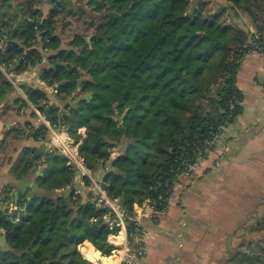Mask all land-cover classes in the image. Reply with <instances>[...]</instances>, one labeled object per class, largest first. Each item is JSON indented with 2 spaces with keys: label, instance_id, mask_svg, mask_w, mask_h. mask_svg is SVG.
<instances>
[{
  "label": "trees",
  "instance_id": "obj_1",
  "mask_svg": "<svg viewBox=\"0 0 264 264\" xmlns=\"http://www.w3.org/2000/svg\"><path fill=\"white\" fill-rule=\"evenodd\" d=\"M11 1L0 0V9L11 8ZM42 1L17 0L8 20L6 12L0 14V35L9 39V45L0 48V62L15 64L20 59L35 66L43 56L35 46L39 40L51 50L49 64L70 62L56 69L44 66L40 75L67 101L64 110L50 104L43 90L25 87L31 102L53 127H66L80 142L88 168L109 162L102 185L126 210L133 212L135 204L156 200L159 194L167 196L178 180L179 157L188 144L201 145L226 122L228 112L234 117L241 112L238 59L253 48L254 36L227 20L224 9L207 11L205 2L194 6L192 0H87L98 12V22H92L95 28L89 35L75 34L64 48L56 10L44 15L38 6ZM226 1L253 19L260 36L255 41L263 42L264 0ZM13 89L0 71V104ZM76 98L79 104L72 108ZM24 129L37 141L46 140L50 132L43 123L29 122ZM20 131L15 136L25 135ZM114 150L118 153L111 159ZM43 158L44 175L38 180L46 192L28 197L23 191L16 208H0V228L11 247L0 252V264H88L80 243L110 247L109 228L91 220L105 210L92 192L86 199L72 192L71 203L66 202L63 190L73 183L75 168L56 150L43 157L36 148L24 147L12 172L24 178ZM83 180L91 183L88 177ZM6 193L12 202L10 189Z\"/></svg>",
  "mask_w": 264,
  "mask_h": 264
},
{
  "label": "crops",
  "instance_id": "obj_2",
  "mask_svg": "<svg viewBox=\"0 0 264 264\" xmlns=\"http://www.w3.org/2000/svg\"><path fill=\"white\" fill-rule=\"evenodd\" d=\"M237 12L236 24L249 33L254 31L253 19L243 11ZM62 47L68 46L62 42ZM39 80L42 83L36 82V86H28L25 82L19 88L14 87L0 104L2 209L16 207L14 197L10 202L6 189L11 186H14V190L18 189L20 178L14 175L12 167L20 152L24 147H32L40 153V145L44 141H37L23 131L26 123L42 124L34 108L36 105L24 88L43 90L49 103L60 106L62 110L67 102L54 91V85L48 84L41 76ZM237 87L242 93V110L234 122L224 129L201 166L176 181L168 210L160 216L159 221L141 218L142 226L150 231L145 264H241L240 256L243 253L254 256L260 247L264 250V239L241 241L238 234L240 223L254 212V198H260L264 193L263 53L250 50L246 54L237 72ZM18 98L28 102V105H22L23 101ZM18 129L25 135L15 136ZM49 150L46 144L45 154H40L44 157ZM98 172L100 174V169ZM36 176L37 172L29 173L26 177L36 182ZM83 181L81 178L83 194H88L89 188ZM11 190L13 192V188ZM248 224L247 221L245 226H241L242 229ZM0 230L6 237L5 229ZM256 246L259 248L257 252ZM1 248L0 245V252ZM253 261L255 257L248 263L264 264V255L258 261Z\"/></svg>",
  "mask_w": 264,
  "mask_h": 264
},
{
  "label": "built area",
  "instance_id": "obj_3",
  "mask_svg": "<svg viewBox=\"0 0 264 264\" xmlns=\"http://www.w3.org/2000/svg\"><path fill=\"white\" fill-rule=\"evenodd\" d=\"M250 36H254V38L250 39V43L253 46L251 50H257L264 54V41H255V39L257 40L260 37L256 30L251 31ZM8 45L9 39L7 36L0 35V48L5 49ZM35 46L43 53L41 61L35 66H30L25 60L21 61L20 59L15 64L12 62H0V70L15 88H19L25 82L27 84L32 83L30 85L36 82L42 83L39 80L40 75L44 66L49 65L48 54L51 50L44 47L40 40ZM248 52L250 50L238 61L242 62ZM19 64L22 66L21 70L17 69ZM25 79L26 81H24ZM54 91L57 93L58 89L55 88ZM233 107L234 102L232 101L229 108L232 109ZM34 108L39 114V121L50 128L49 149L56 150L64 155L66 164L71 165L75 170L78 168L82 170L81 178L88 177L91 180V183L87 186L90 192L93 193L97 205L105 210L103 215L94 216L91 220L92 222H101L109 228L108 242L112 248L103 250L92 242L85 240L79 244L85 260L88 264H145L147 239L150 231L142 226L141 218H147L153 222L159 221L160 216L168 210L175 184L173 187H169L167 196L164 197L163 194H159L156 200L146 199L141 204H135L133 212H129L122 205L119 198L111 197L108 194L102 185V180H97L90 174L91 169L86 166L85 159L79 152L80 142L74 141L66 127H53L51 123L48 124L50 121L46 118L45 113L39 110L37 106H34ZM234 120L235 117L232 112H228L226 122L217 131H211L201 145L188 144V147L184 149L179 157L178 179L184 174L196 171L201 166L202 161L214 149L216 141L224 129L232 124ZM82 129L80 128V131L84 132ZM117 153L114 150L110 155L111 159H114ZM77 193L83 194V189ZM130 224H132L131 228H129Z\"/></svg>",
  "mask_w": 264,
  "mask_h": 264
},
{
  "label": "rangeland",
  "instance_id": "obj_4",
  "mask_svg": "<svg viewBox=\"0 0 264 264\" xmlns=\"http://www.w3.org/2000/svg\"><path fill=\"white\" fill-rule=\"evenodd\" d=\"M16 1L17 0L11 1L12 3L11 8L0 9V14H3L6 12L4 16L5 20H8L9 16L13 14V12L15 11L14 5ZM58 1L64 2L65 7H62V5L58 6L57 2H53L52 0H43L38 6L42 9V12L44 15H48L50 10H52L53 8L56 10L57 31L60 34V36H62L64 45L68 46L69 41L74 37L75 34L82 33V34L89 35V32H92L94 30L95 26H92V22L94 23L98 22L99 14L98 12L93 10V6L86 4L87 0H83L81 2L77 0H58ZM201 2H205V7L207 11L209 12H216L217 10L224 9V17L227 20L236 23L237 18H238V12L236 11V9L231 8V4L228 1L226 0H192V5L196 6ZM0 20L2 21L3 18L0 17ZM27 85L36 86L35 83L33 85H30V84H27ZM108 168H109V162H106L104 164H101L99 168L92 169L90 174L95 179H98L101 176L103 177V175L105 174ZM99 169H100V174L98 172ZM83 195H84V198L86 199L87 193ZM254 203L256 204L253 210L254 212H252V215L248 214L246 218H244L242 224L240 223V230L238 231V234H239V238L241 241L247 240V239H254V240L264 239V193H262L260 198H257V197L256 199L254 198ZM247 221L249 222V224L246 225V227H243L242 229L241 226L243 225L245 226ZM251 222H253L252 226H250ZM252 227L254 228L251 229ZM111 248L112 246L109 247V249ZM255 250L257 252L259 248H257L256 246ZM249 255L250 254L248 253H243L242 256H240L241 264H250L248 263V261H252L254 257H255V261L253 262L258 261V258L264 255V250L263 248L260 247L258 254L255 253V255L252 256V259H248ZM257 255L259 256L258 258L256 257Z\"/></svg>",
  "mask_w": 264,
  "mask_h": 264
},
{
  "label": "water",
  "instance_id": "obj_5",
  "mask_svg": "<svg viewBox=\"0 0 264 264\" xmlns=\"http://www.w3.org/2000/svg\"><path fill=\"white\" fill-rule=\"evenodd\" d=\"M86 40L89 41V37H86ZM69 65H70V62H64V61H61V60H56L55 62L50 63L49 67L53 68V69H56L57 66L68 67ZM91 95H92L91 93H86L84 96L85 97H90ZM78 104H79V98H76L75 100H73L71 102V107L72 108H77ZM47 139H49V138H47ZM47 139L44 140L41 143V145H40V150L39 151L42 154H45L44 149L46 147V144H48V146H49V140H47ZM81 176H82V170L79 169V168L76 169L75 170V178H74L73 183L63 190V193L65 194V200L69 204L71 203V193L72 192H78V191L82 190ZM11 187H13V186H11ZM17 187L21 191H27L28 189H30V191L28 193V197L33 196L36 193V191H41V192H44V193L46 192V189L40 188L37 182L31 180L28 177L21 178L18 181ZM19 190L16 189L14 191V196H15L16 200L18 198ZM0 245L2 246V248H1L2 252L7 251V250L10 249L9 244L7 242V239H6L5 236L2 235V231L1 230H0Z\"/></svg>",
  "mask_w": 264,
  "mask_h": 264
},
{
  "label": "flooded vegetation",
  "instance_id": "obj_6",
  "mask_svg": "<svg viewBox=\"0 0 264 264\" xmlns=\"http://www.w3.org/2000/svg\"><path fill=\"white\" fill-rule=\"evenodd\" d=\"M43 161H45V158H43L41 161H39V162H37L36 163V166H35V169L33 170V171H31L30 173H36L37 172V176H36V182L38 183V185H39V187L40 188H43L41 185H40V182H39V180H38V177H41V176H43L44 175V171H43ZM15 175V174H14ZM16 176V175H15ZM28 176V175H27ZM19 179V178H18ZM21 179V178H20ZM13 188V192H11L12 189ZM10 189V194L12 195V198L14 197V201H13V203L14 204H16V202L18 201V198H19V196H20V193L22 192L21 190H19V188L17 189V190H19V194H18V198H17V200L15 199V196H14V191L16 190H14V186L13 187H10L9 188ZM45 189V188H44ZM21 191V192H20ZM29 191H30V189H28L26 192H27V196H28V193H29ZM36 192H41V191H36ZM44 193V192H43ZM13 200V199H12ZM9 207V206H8ZM7 207V208H8ZM16 208V207H15ZM6 209V208H5ZM12 209H14V208H12Z\"/></svg>",
  "mask_w": 264,
  "mask_h": 264
}]
</instances>
